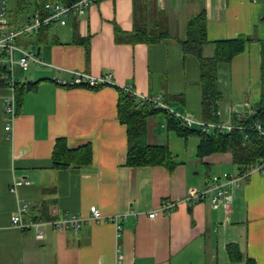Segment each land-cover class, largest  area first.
Returning a JSON list of instances; mask_svg holds the SVG:
<instances>
[{"label":"crops","instance_id":"obj_1","mask_svg":"<svg viewBox=\"0 0 264 264\" xmlns=\"http://www.w3.org/2000/svg\"><path fill=\"white\" fill-rule=\"evenodd\" d=\"M22 1L6 0L11 29L38 9L36 4L24 9ZM9 12L15 14L11 19ZM199 14L208 42L255 38L216 66L217 122L203 113L199 61L181 46L188 21ZM139 30L161 38L148 42L140 36L133 42ZM259 41H264V0H100L81 17L69 16L64 26L50 25L21 38L19 43L49 65L30 64L24 71L14 66V82L34 86L22 92L10 131L4 129L3 108L9 90L0 85V264H245L247 258L264 264V172L244 180L228 213L206 201H187L189 189H202L214 174H237L239 166L229 150L198 155L200 136H183L168 117L182 114L204 124L237 125L247 106L253 109L260 100ZM211 51L207 45L203 54ZM78 71L111 73L135 94L159 97L166 108L148 117L145 141L167 148L171 170L125 165L119 90L57 83ZM189 128L201 130L197 123ZM56 139L72 149L88 144L90 163L52 168ZM18 180L29 183L12 189ZM164 201L175 208L161 212ZM22 202L28 206L20 215L24 223L76 214L83 218L81 227L58 231L48 224L37 239L33 229L11 224ZM92 205L105 218L127 214L119 236L114 224L89 218ZM229 244L238 259L229 254Z\"/></svg>","mask_w":264,"mask_h":264},{"label":"trees","instance_id":"obj_2","mask_svg":"<svg viewBox=\"0 0 264 264\" xmlns=\"http://www.w3.org/2000/svg\"><path fill=\"white\" fill-rule=\"evenodd\" d=\"M52 0H35L38 10L42 5ZM66 3L75 2L76 0H59ZM43 26L40 30L45 29ZM39 30V31H40ZM135 41L142 39L148 42H155L161 38V35L149 36L143 30H139L134 34ZM251 36H237L234 39L220 40L208 42L206 39L205 18L202 14L190 19L187 23L186 39L181 42L182 49L185 53L195 55L199 61L200 67V85H201V104L206 119L211 122H217V105L220 93L217 88L216 66L220 62H229L235 55L242 52L246 44L254 41ZM260 43V100L253 107L252 115L246 113L235 123L245 128V130L234 129L229 132L213 131L211 134L194 130L186 127L174 115L169 114V121L180 134L187 136L190 134H198L200 142L198 146V155H206L212 152H221L229 150L232 159L239 166V170L243 171L248 164L264 159V140L259 138L252 130H248L253 119L264 116V41ZM212 46L211 54L206 56L203 49ZM4 69H0V73ZM0 85L6 87V83L0 80ZM34 85L14 83L13 92L16 101V111L20 106L22 92L31 89ZM117 100V119L125 125L126 128V162L128 167L138 166H154L162 165L171 170L174 163L171 160L167 148L163 145H148L145 141L146 122L148 117L162 111L163 109H152L148 103L135 96L126 94L118 89ZM235 119V117H234ZM246 135V137H244ZM91 161V148L88 144L78 148H68L64 139H56L51 154L52 168L59 169L72 165H86ZM229 254L238 259L239 255H235V246L228 245ZM245 264H255V262L247 258Z\"/></svg>","mask_w":264,"mask_h":264},{"label":"built area","instance_id":"obj_3","mask_svg":"<svg viewBox=\"0 0 264 264\" xmlns=\"http://www.w3.org/2000/svg\"><path fill=\"white\" fill-rule=\"evenodd\" d=\"M100 0H76L75 2L66 3L59 0H52L45 2L41 10H36L29 19L19 28H9L7 18L6 0H0V69L4 72L0 73V80L6 83V88L9 94L4 98V113L7 115L4 129L11 130L12 122L16 117V101L13 92L14 80L13 70L17 64L23 71L27 70L30 64L37 66L49 65L39 59L28 47L19 43L21 38H27L39 32L43 26L66 25V20L69 16L81 17L91 4ZM164 1V0H158ZM251 2H258L260 0H250ZM14 53L18 54V58L14 60ZM57 83L63 87H86V88H100L104 86H117L126 94L135 96L144 100L152 109H164L165 105L157 98H148L134 93L130 85H119L113 80L111 73L92 75L84 72H73V76L69 80L58 79ZM247 106V105H246ZM247 114L252 115L253 111L247 106ZM176 118L180 120L186 127L197 123L202 132L213 131H231L234 129L245 130V128L238 125H224V124H204L196 122L195 120L185 117L182 114H175ZM248 130H252L257 136L264 140V116L253 119ZM246 137V135H244ZM253 172H264V159H259L253 163L248 164L245 170L237 174H230L223 172L220 174L211 175L205 182L202 189L197 190L191 188L187 192L186 200L192 201H206L212 208L222 207L225 213L231 209L233 194L238 190L244 180ZM26 180H18L13 182L12 189H15L20 184H28ZM175 208V203L164 201L159 207V210L164 213H169ZM28 206L22 202L17 212L10 217L11 224L20 230L33 229L37 239L43 237L45 225H52L58 231H63L67 228L79 229L81 227L83 218L76 214H68L51 222H43L40 219H30L27 223L21 221L20 215L25 213ZM134 215V212H130ZM155 212L148 214L149 218H153ZM127 214H118L111 217H103L99 209L92 205L89 208V218L94 221L110 222L116 227V235L119 236L121 232V222L125 220ZM119 261L117 260V264Z\"/></svg>","mask_w":264,"mask_h":264},{"label":"rangeland","instance_id":"obj_4","mask_svg":"<svg viewBox=\"0 0 264 264\" xmlns=\"http://www.w3.org/2000/svg\"><path fill=\"white\" fill-rule=\"evenodd\" d=\"M24 2L22 5L23 7H25L24 9H28L29 11L32 9V7L35 5V0H24L22 1ZM8 7V5H6ZM13 16H15V14L11 15V13H8V17L11 19V17L13 18ZM18 58V56L16 55V53H14V60L16 61ZM16 65V64H15ZM15 70H17V67L15 68ZM202 174V173H201Z\"/></svg>","mask_w":264,"mask_h":264}]
</instances>
